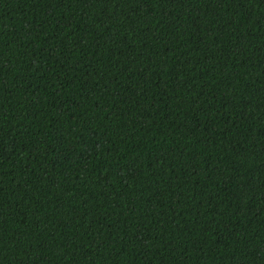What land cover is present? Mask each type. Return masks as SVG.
I'll list each match as a JSON object with an SVG mask.
<instances>
[{"label":"trees","instance_id":"obj_1","mask_svg":"<svg viewBox=\"0 0 264 264\" xmlns=\"http://www.w3.org/2000/svg\"><path fill=\"white\" fill-rule=\"evenodd\" d=\"M0 264H264V0H0Z\"/></svg>","mask_w":264,"mask_h":264}]
</instances>
